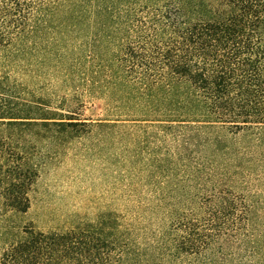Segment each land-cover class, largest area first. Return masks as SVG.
I'll return each instance as SVG.
<instances>
[{
	"label": "trees",
	"instance_id": "trees-1",
	"mask_svg": "<svg viewBox=\"0 0 264 264\" xmlns=\"http://www.w3.org/2000/svg\"><path fill=\"white\" fill-rule=\"evenodd\" d=\"M89 97L112 115L82 118ZM90 159L158 207L201 181L236 210L225 183L264 182V0H0V264H233L183 219L138 234L112 211L27 218L43 175Z\"/></svg>",
	"mask_w": 264,
	"mask_h": 264
},
{
	"label": "rangeland",
	"instance_id": "rangeland-1",
	"mask_svg": "<svg viewBox=\"0 0 264 264\" xmlns=\"http://www.w3.org/2000/svg\"><path fill=\"white\" fill-rule=\"evenodd\" d=\"M84 105L82 118L97 120L112 115L103 97L86 98ZM114 174L111 165L101 160L64 164L57 172L42 176L27 218L40 229L50 230L70 225L69 221L75 215L91 221L99 212L112 211L120 216L123 226L138 234L159 226L167 228L173 221L177 224L178 220L183 219L181 223L187 222L202 234H208L215 228V240L227 246L232 253L228 255H232L233 264H250L242 261L241 257L244 255L242 248L247 246L246 240L264 247L262 180L227 181L225 188L232 193L228 199L235 200L236 210L224 218L221 212L218 213L222 205L207 203L213 185L202 189L197 196L194 195L198 192L195 188L201 186V181L170 184L168 191L171 197L158 207L157 202L140 189L116 191L113 187V181H116ZM184 185L186 188L182 192L180 188ZM213 259H217V256H213Z\"/></svg>",
	"mask_w": 264,
	"mask_h": 264
}]
</instances>
